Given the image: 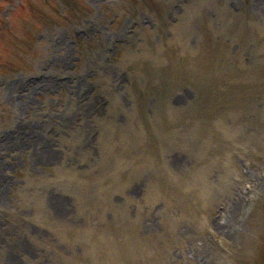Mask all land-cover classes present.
Returning <instances> with one entry per match:
<instances>
[{
  "label": "rangeland",
  "instance_id": "374dc122",
  "mask_svg": "<svg viewBox=\"0 0 264 264\" xmlns=\"http://www.w3.org/2000/svg\"><path fill=\"white\" fill-rule=\"evenodd\" d=\"M0 264H264V0H0Z\"/></svg>",
  "mask_w": 264,
  "mask_h": 264
}]
</instances>
